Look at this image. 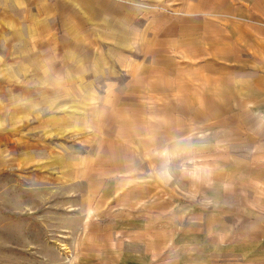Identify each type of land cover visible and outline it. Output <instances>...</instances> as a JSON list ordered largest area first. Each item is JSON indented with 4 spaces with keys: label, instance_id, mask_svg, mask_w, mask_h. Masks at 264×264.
I'll return each instance as SVG.
<instances>
[{
    "label": "rangeland",
    "instance_id": "1",
    "mask_svg": "<svg viewBox=\"0 0 264 264\" xmlns=\"http://www.w3.org/2000/svg\"><path fill=\"white\" fill-rule=\"evenodd\" d=\"M0 264H264V0H0Z\"/></svg>",
    "mask_w": 264,
    "mask_h": 264
}]
</instances>
